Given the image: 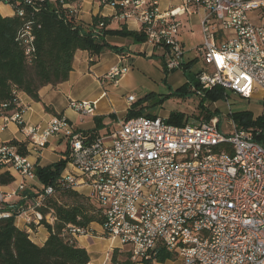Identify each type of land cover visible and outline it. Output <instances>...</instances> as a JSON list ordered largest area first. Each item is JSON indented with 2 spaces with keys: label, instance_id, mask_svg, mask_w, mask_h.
<instances>
[{
  "label": "built area",
  "instance_id": "2783aa9c",
  "mask_svg": "<svg viewBox=\"0 0 264 264\" xmlns=\"http://www.w3.org/2000/svg\"><path fill=\"white\" fill-rule=\"evenodd\" d=\"M94 1L114 9L112 21L138 22L145 42L164 49L163 68L168 72L185 63L182 17L202 11L205 40L195 51L207 68L198 72L199 87L191 90L202 96L221 86L245 98L255 92L264 97V0ZM0 5L23 19L48 7L68 9L79 18L82 8L70 0H0ZM23 36L30 52L34 36ZM130 69L128 64L115 65L103 78L117 83ZM69 104L86 116L97 102L71 99ZM26 109L3 116L18 124L24 139L0 141V171L13 176L15 184L11 191L0 192V220L16 212L29 232L43 219L55 222L52 211L44 214L40 208L56 193V185L37 181L28 155L61 136L68 142L70 168L63 170L57 185L77 191L88 187L87 196L100 208V234L118 239L132 261L143 263L163 246L180 264H264V146L251 131L237 126L231 111L229 132L220 129L217 116L175 125L161 116L141 115L119 121L108 137L89 139L63 115L46 124H28ZM213 146H220V153H213ZM175 152H188V159H175ZM28 184L35 190L33 200L19 206L11 202ZM91 224H70L68 231L75 238L96 234Z\"/></svg>",
  "mask_w": 264,
  "mask_h": 264
},
{
  "label": "trees",
  "instance_id": "16d2710c",
  "mask_svg": "<svg viewBox=\"0 0 264 264\" xmlns=\"http://www.w3.org/2000/svg\"><path fill=\"white\" fill-rule=\"evenodd\" d=\"M72 3H80L81 0H70ZM91 23H87L77 17L76 13L68 9L59 8L58 11L48 7L33 17L23 19L19 15L4 16L0 13V117L11 115L14 111L26 107L20 100V94L25 93L35 101H41L40 89L46 85L56 86L70 76L73 69L74 55L77 50H87L92 55H100L105 50L122 53L123 48L107 41V36H122L131 39L135 43L147 40L143 30L129 29L127 24H120V28H109L111 17L100 14L93 16ZM32 21V34L34 36L28 52V43L23 36L26 21ZM104 23L101 26V23ZM195 59L184 64L187 82L177 89L174 94L183 97L196 95L191 88L199 87L197 74H189V68L195 63ZM163 66V60H162ZM164 72H168L164 69ZM199 100L200 114L196 117L201 121H210L215 116H220L218 109L210 111L208 105L221 100L229 99V92L215 86L205 91L204 95L196 96ZM146 96L131 104L125 120L135 116H150L144 112ZM208 103V104H207ZM264 103V99H263ZM48 112L55 115L56 111L44 105ZM60 116V114H58ZM57 115V116H58ZM231 117L239 128H244L253 133L254 139L264 146V112L254 117L250 110L233 112ZM190 117L183 111L169 112L166 121L170 124L181 125ZM99 122V119H97ZM99 126V123H98ZM98 129V127H97ZM89 139L97 136L95 131H82ZM18 143L17 140H12ZM23 155H27L24 148H20ZM69 160V151H65L60 160L47 166L35 164L34 171L37 181L46 186L56 185V193L46 198L44 206L40 210L47 214L52 211L56 217L53 224L45 219L40 224L44 225L50 235L43 245L35 244L26 229H20L16 225V212L11 217L0 220V264H88L90 254L85 247L77 242L68 231V225H80L86 227L92 222L100 223L102 218L100 208L94 213L86 206L92 202L91 197L73 189L62 188L57 185L61 173ZM14 181L8 173L0 174V184L8 185ZM23 196L32 199L36 196L29 189L23 191ZM33 200V199H32ZM25 199L16 205H25ZM176 254L165 247H157V252L143 264H163L172 260ZM111 264H138L131 260L127 249L114 248Z\"/></svg>",
  "mask_w": 264,
  "mask_h": 264
},
{
  "label": "crops",
  "instance_id": "0c3cea01",
  "mask_svg": "<svg viewBox=\"0 0 264 264\" xmlns=\"http://www.w3.org/2000/svg\"><path fill=\"white\" fill-rule=\"evenodd\" d=\"M178 0H164V4H176ZM82 5V18L83 21L87 23H91L94 19L95 15L102 16H110L114 13V9L110 6H99L94 0H81ZM5 10V12H4ZM202 11H199V15ZM0 13L4 16L12 15V11L9 7L0 5ZM199 23H200V15H199ZM129 29L132 30H140V24L134 20H131L126 23ZM184 26V25H183ZM109 28H120V24L116 21H112L109 25ZM181 38V36H180ZM107 41L118 45L123 48L122 53H116L111 50H105L100 55H92L87 50H77L74 55L73 61V69L70 72V76L68 80L56 85H46L40 90L41 101H35L30 96L25 93L20 94L21 102L26 106V111L23 115L24 121L28 124H46L49 122L55 114L48 112L44 105L52 107L56 114L63 115L67 117L74 126L80 131H95L97 136L108 137L111 133L116 130H111V126L114 123H110L107 117L117 116L116 113L112 110V106L109 107L106 102H103L104 99L108 96L107 91L105 90L103 76L107 74V72L111 69V67L119 64H132L134 63L135 57L140 56L143 58H154L158 57L163 60L164 58V49L162 47H153V45L142 42L135 43L129 38H125L122 36H107ZM182 40V39H181ZM182 43L185 47V43L182 40ZM121 55H125L126 58L122 59ZM193 60V59H190ZM189 60V61H190ZM188 62V61H186ZM104 63L103 65H101ZM105 63H108L105 65ZM131 67V65H130ZM182 70V69H180ZM176 71V70H174ZM183 71V70H182ZM130 72V71H129ZM171 73V72H170ZM103 75V76H102ZM126 75V74H125ZM123 76L119 79L117 83L113 81H109L113 84V88H119L122 86V82L126 76ZM107 80V79H106ZM260 99H264L263 94L259 92ZM89 100L96 101L98 106L95 111L91 114L83 115L70 107V100ZM111 101V99H110ZM131 103H129L127 110L124 114L127 115L128 109L130 108ZM145 106V104H144ZM146 113V106L143 108ZM253 112L254 117L260 116L264 112V108L261 107L258 110H250ZM171 112V111H169ZM169 112H165L163 115L164 118H168ZM161 113L159 112V115ZM123 115V116H126ZM122 116V117H123ZM5 118L0 117V141H11V140H23L24 135L21 133L20 128L17 123L10 121L6 122ZM99 119V122L97 121ZM117 120V121H116ZM114 122H117V126L119 121H124L121 118H117ZM99 123V126H98ZM116 125V124H114ZM98 127V129H97ZM118 128V127H117ZM96 137V136H95ZM61 146H66L65 148H60ZM69 151L68 142L65 138L61 136L53 137L50 142L45 145L44 148L40 150L38 154L30 153L29 159L32 160L34 164H38L40 166H47L54 162H57L61 159L63 153L65 151ZM70 166L66 165L64 168L69 169ZM8 173L5 170L0 171V174ZM9 174V173H8ZM14 182V181H13ZM8 185L0 184V192L7 193L12 190L14 187V183ZM32 184H28L27 189L31 191V193H35V190L31 188ZM79 192L87 195L89 189L87 186H83L79 189ZM23 192L20 191L17 196H14L10 199L11 202H20L23 198ZM33 199V198H32ZM32 199H25V205H28ZM16 225L20 227V229L24 228L26 224L24 217L20 216L16 218ZM26 228V227H25ZM97 230L96 234H89L84 236L77 237V242L80 246L85 247L91 257V260L88 264H109L108 259L106 261L103 260V254L100 250H94V243H92L91 239H102L105 238L102 236L101 230L93 227ZM32 231L30 232V238L35 242V244L43 245L48 239L50 233L48 229L42 225H33ZM98 234V235H97ZM108 239L106 243V249L112 250L113 248L124 249L118 239H112L114 241H109ZM91 240V241H90ZM107 253V251H106ZM143 264V263H140ZM159 264V263H157ZM180 264V261L179 263Z\"/></svg>",
  "mask_w": 264,
  "mask_h": 264
},
{
  "label": "rangeland",
  "instance_id": "374dc122",
  "mask_svg": "<svg viewBox=\"0 0 264 264\" xmlns=\"http://www.w3.org/2000/svg\"><path fill=\"white\" fill-rule=\"evenodd\" d=\"M79 18H82V8L79 13ZM182 19L184 21V26L181 28V39L185 43V63L190 59L196 60L191 68H189V74L194 76L202 69L207 68L203 57L195 51L197 45L204 43L205 37L199 23V15H192L190 17L185 16L182 17ZM103 64L104 63L101 65ZM107 64L108 63H105V65ZM129 65H131L130 72L125 75L126 77L123 80L121 87L113 88V84L109 82L110 80L103 78L105 90L108 93V96L103 100V102H106L109 107L112 106V110L117 115L115 117H107L110 123L116 124L110 125L111 130L118 127L117 122H114L117 118L125 120V116L123 115H126L124 113L127 110L129 103L132 104L145 96L146 112L150 113V115L156 114L157 116L164 117L163 115L165 112L178 110L183 111L190 117L188 120L189 122L198 123L201 121L196 118L200 114V110L198 108L199 100L196 95L183 97L181 95L174 94L177 89L187 82V76L185 75V71L187 70H185L184 67H182L183 71L178 69L176 71H171V73H166L164 72V68L162 66V59L158 57L143 58L140 56L135 57L134 63L132 64L131 62ZM228 92V101L224 99L208 105L210 111L218 109L217 111H219L220 114V116H218L220 120L219 127L223 132H229L231 130L229 125L230 111L233 113L252 109L258 110L261 107L264 108L263 99L259 98V92L252 94L251 98L242 97L240 94L231 90ZM131 96L135 97V99L130 102L129 98ZM159 112L161 113L160 115ZM60 148H65L66 150V146H61ZM86 206L89 208V211L92 210L94 213L98 210L96 203L89 202L86 203ZM98 224V222H93L91 225L100 230ZM91 240L92 243H94L93 249L100 250L103 254V260L106 261L109 258L108 262L111 264V257L114 248L112 250L106 249L108 239L105 237L102 239ZM109 241L114 240L111 239ZM178 263L179 260L176 256L174 259L168 260L163 264Z\"/></svg>",
  "mask_w": 264,
  "mask_h": 264
},
{
  "label": "bare ground",
  "instance_id": "6f19581e",
  "mask_svg": "<svg viewBox=\"0 0 264 264\" xmlns=\"http://www.w3.org/2000/svg\"><path fill=\"white\" fill-rule=\"evenodd\" d=\"M23 34H32V26H25ZM188 152H175V159H188ZM213 153H220V146H213Z\"/></svg>",
  "mask_w": 264,
  "mask_h": 264
}]
</instances>
